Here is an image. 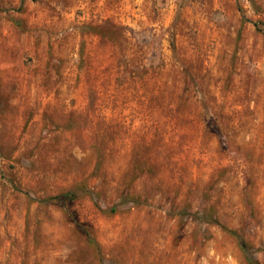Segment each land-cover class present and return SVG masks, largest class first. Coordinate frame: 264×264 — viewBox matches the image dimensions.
Returning <instances> with one entry per match:
<instances>
[{
    "label": "rangeland",
    "instance_id": "rangeland-1",
    "mask_svg": "<svg viewBox=\"0 0 264 264\" xmlns=\"http://www.w3.org/2000/svg\"><path fill=\"white\" fill-rule=\"evenodd\" d=\"M232 232L264 264V0H0V264H249Z\"/></svg>",
    "mask_w": 264,
    "mask_h": 264
},
{
    "label": "trees",
    "instance_id": "trees-1",
    "mask_svg": "<svg viewBox=\"0 0 264 264\" xmlns=\"http://www.w3.org/2000/svg\"><path fill=\"white\" fill-rule=\"evenodd\" d=\"M89 30L95 32L97 35H99L101 38H107L112 40L114 38V35L117 33L118 28L111 22L106 21L105 23L101 25H97L94 27H88ZM163 62V61H162ZM127 71L130 69V67H126ZM132 71L137 72V74H143L144 72H147L148 69H141L140 67H134ZM79 189L69 190L57 197H54L52 199L63 201V202H70L79 197ZM112 212H115V209H112ZM232 234L236 235L238 240L241 243V247L243 248L245 254L247 255V260L249 264H260V262L256 259L253 251V246L247 243L243 237L238 235L235 232H232Z\"/></svg>",
    "mask_w": 264,
    "mask_h": 264
}]
</instances>
